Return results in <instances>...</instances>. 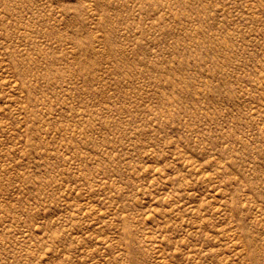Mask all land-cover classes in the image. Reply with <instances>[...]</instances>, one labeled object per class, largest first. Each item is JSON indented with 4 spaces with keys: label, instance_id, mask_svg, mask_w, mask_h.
<instances>
[{
    "label": "rangeland",
    "instance_id": "374dc122",
    "mask_svg": "<svg viewBox=\"0 0 264 264\" xmlns=\"http://www.w3.org/2000/svg\"><path fill=\"white\" fill-rule=\"evenodd\" d=\"M0 264H264V0H0Z\"/></svg>",
    "mask_w": 264,
    "mask_h": 264
}]
</instances>
